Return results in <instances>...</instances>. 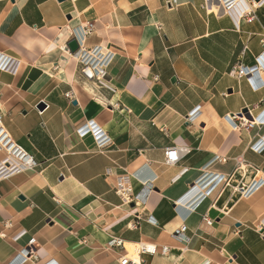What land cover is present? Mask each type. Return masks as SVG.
I'll return each mask as SVG.
<instances>
[{
  "label": "crops",
  "instance_id": "obj_1",
  "mask_svg": "<svg viewBox=\"0 0 264 264\" xmlns=\"http://www.w3.org/2000/svg\"><path fill=\"white\" fill-rule=\"evenodd\" d=\"M167 1L0 0V56L14 67L0 70L2 125L37 163L0 179V264H119L110 237L168 248L141 255L144 264H264V187L233 192L264 177V151L252 148L264 124L246 131L226 121L264 108V69L261 86L232 74L258 66L264 0L249 24L239 17L258 0L228 13L218 0ZM73 37L113 54L103 78L81 75L65 48ZM91 121L110 140L102 149L76 134ZM167 147L184 151L174 165L164 163ZM106 169L130 175L142 200L123 205ZM209 175L229 185L214 180L196 203L191 188ZM182 223L186 242L172 235Z\"/></svg>",
  "mask_w": 264,
  "mask_h": 264
},
{
  "label": "built area",
  "instance_id": "obj_2",
  "mask_svg": "<svg viewBox=\"0 0 264 264\" xmlns=\"http://www.w3.org/2000/svg\"><path fill=\"white\" fill-rule=\"evenodd\" d=\"M219 5L217 8V12L220 10L223 13H228L231 11L235 4H237L240 0H218ZM263 4L262 1L258 0L257 2H253L250 5L248 10L244 11L239 19L244 23H252L256 20L255 11L261 7ZM166 6L168 9H172L177 6L176 1H167ZM94 30V25L92 23H88L82 27V37H86L90 35ZM77 38V37H73ZM78 39V38H77ZM264 46V40L261 41ZM67 49V47L65 46ZM76 59L81 66L80 73L87 80H94L98 78H103L105 75V70L111 63L113 54L107 51H104L102 47H93L91 49L84 48L78 39V49L75 52ZM258 66H254L251 68L238 66L233 69L232 74L236 77H248L252 83H256V85L261 86V83L257 79V72L264 69V51L257 58ZM13 62L10 59H6L5 57L0 56V70L13 72ZM253 76V78H252ZM154 81H157V77H154ZM65 98L72 100V94L66 93ZM263 116V117H262ZM260 118V121H257V118ZM192 116L187 118V120H191ZM226 121L233 127L235 130L244 129L249 131L254 127L261 126L264 124V108L262 111L253 116L252 113L247 109V114L240 115H232L227 116ZM76 134L79 138H83L87 135H90L98 149H102L109 145L110 140L106 136L105 132L102 131L96 124L92 121L86 123L81 128L76 131ZM254 152L261 153L264 151V140L253 145ZM0 154L3 156V159L0 162V179H8L13 175L18 173L34 170L37 167L36 161L28 155L21 147L15 144L10 136L5 131L2 125V118L0 116ZM184 154V151L178 149L176 147H167L164 149V163L166 165H174L176 164L180 157ZM223 161V160H221ZM240 164V163H239ZM105 179H111L113 182L112 190L113 192L120 198L123 205L134 204L144 197L143 194H134L131 187V177L128 174L124 175H113L111 169H106L104 173ZM214 180L225 182L226 179L223 176H216L212 178V175L206 176L199 183L192 186L191 190L194 192L195 200L198 203L202 199L208 196L209 190H206V185H210ZM229 185L228 181L225 182L224 186ZM264 187V177L260 179H252L248 184L239 183L233 188V192L238 193L240 197L248 198L255 191ZM56 201V200H55ZM149 223L155 225V221L148 219ZM204 222L206 225H211L212 221L204 218ZM187 227L184 223L178 226L172 233V235L177 238L181 242H186L187 238L185 237V232ZM23 233H20L16 236L18 238ZM34 240L30 242L32 245ZM138 249V257L139 260L135 261L131 256L130 252L125 248L124 242L120 238L110 237L107 241L106 248L109 250H117L121 251L122 255L120 256L118 263L119 264H144L141 262V255H166L168 252V248L165 246L158 247L153 243L140 242ZM21 258L19 262L25 261L27 256L32 255L31 249H27L26 251L21 252ZM16 263V262H15ZM18 263V262H17ZM53 264V263H52Z\"/></svg>",
  "mask_w": 264,
  "mask_h": 264
},
{
  "label": "water",
  "instance_id": "obj_3",
  "mask_svg": "<svg viewBox=\"0 0 264 264\" xmlns=\"http://www.w3.org/2000/svg\"><path fill=\"white\" fill-rule=\"evenodd\" d=\"M58 2H63L65 0H57ZM67 49L69 50L70 53H74L77 51L78 49V39L77 38H73L71 41H69V43L67 44ZM45 108V105L43 103H39L37 105V109L38 110H43ZM241 114H247V109H244Z\"/></svg>",
  "mask_w": 264,
  "mask_h": 264
},
{
  "label": "bare ground",
  "instance_id": "obj_4",
  "mask_svg": "<svg viewBox=\"0 0 264 264\" xmlns=\"http://www.w3.org/2000/svg\"><path fill=\"white\" fill-rule=\"evenodd\" d=\"M239 2L241 3V0ZM260 118L261 117L257 118L256 120L257 121H260ZM125 248L130 252L131 256L133 257V259L135 261H138L139 260V257H138L139 244H129V243H125Z\"/></svg>",
  "mask_w": 264,
  "mask_h": 264
}]
</instances>
